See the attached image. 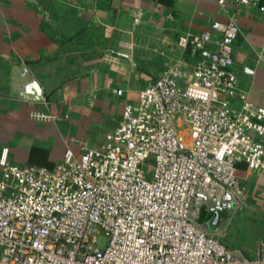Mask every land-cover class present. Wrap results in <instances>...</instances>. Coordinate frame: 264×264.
Wrapping results in <instances>:
<instances>
[{"label": "built area", "instance_id": "built-area-1", "mask_svg": "<svg viewBox=\"0 0 264 264\" xmlns=\"http://www.w3.org/2000/svg\"><path fill=\"white\" fill-rule=\"evenodd\" d=\"M240 33L233 16L179 38L191 71L175 65L143 88L100 148H68L52 169L3 149L0 264H264L261 253L236 255L192 212L199 195L240 194L238 166L264 170V108L240 86Z\"/></svg>", "mask_w": 264, "mask_h": 264}, {"label": "crops", "instance_id": "crops-1", "mask_svg": "<svg viewBox=\"0 0 264 264\" xmlns=\"http://www.w3.org/2000/svg\"><path fill=\"white\" fill-rule=\"evenodd\" d=\"M264 0H0V154L52 169L68 148H100L125 104L170 67L194 62L179 38L235 17L241 88L264 108ZM25 66L44 92L23 100L13 73ZM18 86L20 80L15 82ZM119 91H123L119 95ZM241 193L199 195L194 219L236 255L264 254V170L238 166Z\"/></svg>", "mask_w": 264, "mask_h": 264}, {"label": "water", "instance_id": "water-1", "mask_svg": "<svg viewBox=\"0 0 264 264\" xmlns=\"http://www.w3.org/2000/svg\"><path fill=\"white\" fill-rule=\"evenodd\" d=\"M13 80L15 82L20 80L18 86L13 81V86H15V91L19 92L18 94L21 99L32 102H41L44 99L42 87L25 66H21L14 71Z\"/></svg>", "mask_w": 264, "mask_h": 264}, {"label": "rangeland", "instance_id": "rangeland-1", "mask_svg": "<svg viewBox=\"0 0 264 264\" xmlns=\"http://www.w3.org/2000/svg\"><path fill=\"white\" fill-rule=\"evenodd\" d=\"M186 140H188V139L186 138ZM106 243H107V239L101 237V238L98 239L97 245L99 247H104L106 245Z\"/></svg>", "mask_w": 264, "mask_h": 264}]
</instances>
